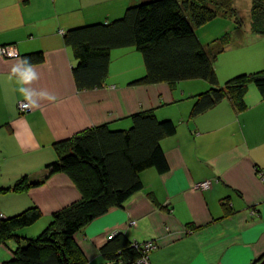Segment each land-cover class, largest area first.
Masks as SVG:
<instances>
[{"label":"crops","instance_id":"1","mask_svg":"<svg viewBox=\"0 0 264 264\" xmlns=\"http://www.w3.org/2000/svg\"><path fill=\"white\" fill-rule=\"evenodd\" d=\"M135 2L0 0V44H13L20 53L15 58L0 55L1 183L12 186L24 176L32 182L42 180L46 166L57 159L56 141L105 123L126 129L132 126L133 114L153 110L159 119L177 124V132L162 141L169 170L143 171L142 190L75 235L88 263H105L102 246L112 232H123L132 242L155 241L153 264H252L264 254V95L259 89L249 86L244 110L226 98L192 117L195 96L211 84L189 79L175 86L131 85L146 73L143 56L134 48L112 52L110 76L103 87L76 86L77 60L64 33L88 23L111 22ZM223 29L231 30L232 24ZM243 29H236L231 46L236 37L244 42ZM246 31L252 41L246 43L250 48L244 54L239 52L241 67L249 68L245 72L264 69V36L251 28ZM256 44L257 49L252 48ZM37 51L44 52L45 61L25 67L23 55ZM226 69L216 68L221 84L237 72L232 64ZM21 101H28L30 110H21ZM206 180L213 181L210 188L196 187ZM80 198L72 179L56 173L24 193L0 195V211L11 216L39 207L43 216L20 230L35 237L55 211ZM15 248L12 240L0 245V264L13 258Z\"/></svg>","mask_w":264,"mask_h":264},{"label":"trees","instance_id":"2","mask_svg":"<svg viewBox=\"0 0 264 264\" xmlns=\"http://www.w3.org/2000/svg\"><path fill=\"white\" fill-rule=\"evenodd\" d=\"M220 17L234 19V29L243 26L235 0H143L131 4L111 22L70 28L64 39L77 60L73 68L76 86L79 90L103 87L110 76L112 52L134 48L143 56L146 73L131 85L166 82L175 86L183 80L205 79L211 87L195 96L192 117L226 98L244 110L251 84L264 95V69L240 73L220 83L215 60L233 33L229 30L205 44L197 32ZM251 17L252 32L264 36V0H253ZM23 61L25 67L43 63L45 54L27 53ZM131 119L132 126L126 129H112L105 123L56 141L57 159L46 166L42 180L32 182L24 176L12 186H4L0 180V195L24 193L56 173H65L81 193L79 200L55 211L49 225L35 237H27L20 230L43 216L39 207L31 206L11 216L0 211V245L10 240L16 243L13 258L4 264H89L75 235L112 208L123 207L142 190L143 171L169 170L162 141L177 132V124L172 119H159L153 110L137 112ZM132 244L123 232L108 237L101 248L106 260L102 264H131L138 255ZM263 259L264 254L252 264Z\"/></svg>","mask_w":264,"mask_h":264},{"label":"rangeland","instance_id":"3","mask_svg":"<svg viewBox=\"0 0 264 264\" xmlns=\"http://www.w3.org/2000/svg\"><path fill=\"white\" fill-rule=\"evenodd\" d=\"M135 3H140L143 0H135ZM252 5H253V0H235V7L238 11V17L240 20H242L243 22V26L242 28H244L242 30L243 32V37L242 40L244 42H238L239 39H237V37L235 38L237 41L232 43V46L230 45V43L228 45H226L224 47V50L222 53H219L218 57L215 60V66L216 68L219 69V71H223L227 68V65L232 64L233 70L237 71V69H239V67H241L240 64V57H239V52L242 51V53L244 54L247 51V44L246 43H251L252 41V37L251 35L248 33V29L251 28L252 26V17H251V13H252ZM216 22H213L212 25H210V27H206L205 29H199L197 32L200 34L201 38L203 36V41L210 43L212 40L222 36L223 34H225L227 31L229 30H224L223 27L225 25L228 24H232V33L233 35L236 34V29H234L235 26V20L231 19V18H226V17H220L218 19L215 20ZM218 22H221L220 25ZM210 31L208 36L209 39L206 38L205 36V32ZM252 30V29H251ZM252 48H256L257 49V44L256 45H251ZM250 48V47H248ZM117 50H123V49H116L115 52H119ZM252 50V49H251ZM122 52V51H121ZM117 53H115L114 58H116ZM120 60L122 58H119ZM242 70H238L236 73H234V75L240 74V73H244L245 71H247L249 68L245 67L242 68ZM257 71V70H256ZM229 71H227L226 69V73H228ZM232 73V72H231ZM234 75L228 77V78H223V81L228 80L229 78L233 77ZM225 83V82H223ZM154 241V240H153Z\"/></svg>","mask_w":264,"mask_h":264},{"label":"built area","instance_id":"4","mask_svg":"<svg viewBox=\"0 0 264 264\" xmlns=\"http://www.w3.org/2000/svg\"><path fill=\"white\" fill-rule=\"evenodd\" d=\"M0 55L6 58L20 57V53L13 44H0ZM19 107L23 111H28L31 104L28 101L19 102ZM212 180H206L197 183L196 187L199 189H208L212 186ZM2 214L0 212V218ZM136 221H131V224L136 225ZM116 232H113L109 238H112ZM137 250V258L131 264H153L150 259V253L157 247L155 241L149 240L144 242L134 241L132 244Z\"/></svg>","mask_w":264,"mask_h":264},{"label":"clouds","instance_id":"5","mask_svg":"<svg viewBox=\"0 0 264 264\" xmlns=\"http://www.w3.org/2000/svg\"><path fill=\"white\" fill-rule=\"evenodd\" d=\"M25 83H29L30 82V80H28V81H24ZM21 91L23 92L24 90L23 89H21Z\"/></svg>","mask_w":264,"mask_h":264},{"label":"water","instance_id":"6","mask_svg":"<svg viewBox=\"0 0 264 264\" xmlns=\"http://www.w3.org/2000/svg\"><path fill=\"white\" fill-rule=\"evenodd\" d=\"M259 264H264V259H263V260H261V262H260Z\"/></svg>","mask_w":264,"mask_h":264}]
</instances>
